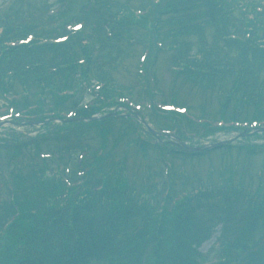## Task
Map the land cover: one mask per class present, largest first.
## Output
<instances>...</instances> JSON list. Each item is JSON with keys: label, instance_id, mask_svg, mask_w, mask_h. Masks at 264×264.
<instances>
[{"label": "rangeland", "instance_id": "1", "mask_svg": "<svg viewBox=\"0 0 264 264\" xmlns=\"http://www.w3.org/2000/svg\"><path fill=\"white\" fill-rule=\"evenodd\" d=\"M40 1V4H42V0H29L28 3L33 5L34 3H38ZM27 4V3H26ZM25 4V5H26ZM26 7V6H25ZM163 32V31H161ZM144 37L149 36H143ZM193 40V38H190ZM161 40V39H160ZM169 41H164V47L166 50L164 52H160L159 54L156 53L155 57V65L150 69V73L153 76L152 78L156 81V86H154L153 90L150 93H144V91L141 89V87L138 84L139 79L135 76V70H136V59L129 60L126 62L128 72H126L124 69L123 71H119L118 73H114L115 77L113 76V82L115 85L125 92H129V89L136 90L135 91V100L139 101H149L154 100L156 102H172L176 105H181L189 108V115H194L197 118H210L215 120H223L225 118L220 119L218 114L223 109L222 104L225 102L224 98H221L217 92L208 91L205 86H201V83L195 84L191 82L190 80H185L184 78H181L180 76H176L175 73L171 71V64H172V57L173 53L171 49H168ZM117 80V81H116ZM139 95H142L141 97H138ZM123 96H126L124 93ZM115 99L117 100V96L114 94ZM239 107L231 108L236 110H243L244 112L238 115L237 119L240 121H244L246 116L253 117L255 111L251 110L250 108H247L246 106H242L239 104V102H236ZM114 111V110H112ZM111 111V112H112ZM115 112H119L118 110H115ZM147 111L145 110V114ZM258 118H263L261 116H258ZM152 119V115L149 116V120ZM226 120V119H225ZM252 120V119H248ZM227 121V120H226ZM184 125V123H181V126ZM174 127V125H173ZM160 128H163L160 126ZM172 129V128H171ZM53 130L57 131L58 133H52L51 138H49L47 141L41 143V150L35 148L34 146H30V148H27L24 151V155H19L18 157H15V155H12L11 152L5 153V155L0 152V159L3 161V164L5 167L9 170H12L15 168L16 165L22 164L24 160L27 159V161L36 162V151H42L45 153H52L57 151H62L65 149V145H63V138L59 136H66V134L70 133V136L72 138L76 139L79 132H82L81 129L76 130V126L72 124L71 126L65 125H58L55 122L51 123L50 131ZM29 135H33L32 130L29 129L28 131ZM249 136H253V134L245 135L244 140H237L234 142L233 147L231 149L232 152L230 154H227L224 151L215 152L213 155L204 157L203 160H184L181 162L175 161L174 163L180 167L182 164L185 165L187 168V171L194 172L201 170L202 172L205 171L208 167H210L211 173L216 172L217 167L220 163V158H233L236 159L238 156L241 160L244 161L246 170L250 171V176L254 179V174L257 171V168L261 165L263 159L261 156V151L257 152L256 155H249L242 149V145L244 141L248 144H254L256 139L258 138H251ZM237 137L236 133L230 134V133H215L212 138H210L213 141H228L231 139H234ZM249 137V138H248ZM248 138V139H247ZM96 140V136H87L85 139H83V142L89 143L91 141ZM203 143V142H202ZM201 143V144H202ZM199 144L200 146H202ZM173 160V159H172ZM31 169V167H28ZM38 168V167H37ZM213 171V172H212ZM24 178V177H23ZM158 179V178H155ZM189 182H193V180H189L187 185L184 184V180H178V190L182 189L183 187L190 186L191 184ZM45 187L51 186V185H43ZM49 188V187H48ZM44 191V188H42ZM40 193L35 192L32 194L31 199L39 198ZM8 198V194L5 195L4 193L0 192V200H5ZM19 198V196L17 197ZM28 206H32V204H27ZM34 205V204H33ZM4 210V207L0 208V211Z\"/></svg>", "mask_w": 264, "mask_h": 264}, {"label": "trees", "instance_id": "2", "mask_svg": "<svg viewBox=\"0 0 264 264\" xmlns=\"http://www.w3.org/2000/svg\"><path fill=\"white\" fill-rule=\"evenodd\" d=\"M60 1V2H59ZM64 0H58L59 3ZM209 13H214V11L209 8ZM221 13L218 14L215 18H209L206 21L207 29L205 26L199 27L197 30L199 45L207 44L206 38L207 34L211 33L213 39L222 43L223 50L230 56V60L235 65L231 68H225L220 71H214V69L220 66V63L224 58L221 56L213 57L210 60V64L207 67L208 73H200L202 75L196 76L194 73L189 72L190 76H193L196 79H207L206 85L208 87H214L219 85V80L223 79L222 83L228 86V88L221 83L220 88L230 90V96L243 100L246 98L247 101L253 102L256 101L260 105L264 106V81H261V78H264V25L256 26L253 25L248 19H241L240 14L235 16V18L229 20L220 19ZM234 21L238 22L239 27L235 26V31H237L240 38L242 37L245 42L227 40L225 37L220 35L221 28L228 29L225 25L234 26ZM131 21H128L127 24H123L125 30L128 29L131 25ZM208 33H207V32ZM125 33V31H124ZM191 34V32L188 31ZM261 41L262 43H259ZM187 51L186 45L181 53ZM51 52V51H49ZM45 52L39 49H15L10 51L9 58L11 60L22 61L25 65L31 64L32 62L43 63L45 60ZM48 53V52H47ZM53 53V52H51ZM61 55L63 58H67V54L64 49H58V52L53 53L52 60H56L58 55ZM179 55V53L177 54ZM208 62V59L206 60ZM2 65L3 63L0 62ZM31 66V65H30ZM23 67V66H22ZM237 68V69H236ZM74 67H70L68 72H74ZM228 69V70H226ZM43 69L38 68L37 70L32 69V71L24 72V76L29 79H38L43 76H46L45 72H42ZM235 74V76H234ZM202 76V77H201ZM211 76V77H210ZM210 77V78H207ZM264 80V79H263ZM231 81L232 86L229 85ZM230 88V89H229ZM75 232L82 234L79 228ZM39 251V248H37ZM49 247H45L42 255L38 259L35 258V255L32 253L29 254V259L24 260L23 264H42L46 258ZM46 254V255H45ZM261 264H264V252L261 255Z\"/></svg>", "mask_w": 264, "mask_h": 264}]
</instances>
